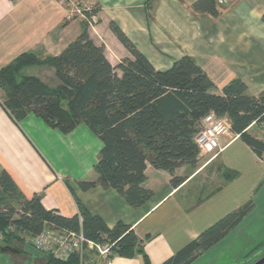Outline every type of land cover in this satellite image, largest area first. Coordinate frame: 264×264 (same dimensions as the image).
<instances>
[{"label":"crops","instance_id":"0c3cea01","mask_svg":"<svg viewBox=\"0 0 264 264\" xmlns=\"http://www.w3.org/2000/svg\"><path fill=\"white\" fill-rule=\"evenodd\" d=\"M86 1L97 9L88 27L89 36L96 46L104 47L113 67L132 59L111 29L115 24L157 71H167L188 56L215 84L217 94L233 79L242 80L251 96L264 92V0H216L220 13L216 18L193 12L199 0ZM85 24V17L60 0H0V72L24 54L41 59L59 56L83 33ZM21 74L40 80L50 89L61 84L51 65L28 66ZM3 97L0 92V175L6 171L27 199L39 196L47 211L65 218L79 216L77 198L109 229L118 222L125 223L144 241V249L155 258V264L169 261L202 233L195 231L177 241L166 236L172 221L189 212L192 216L199 213V204L191 205L193 198L202 197L210 187L208 197L200 199L205 203L215 194L212 187L230 183L220 168L239 172L223 161L218 163L216 173L211 172L220 154L241 141L228 136L221 140L223 150L216 162L205 154L195 169L186 165L176 170V177L181 179L178 187H173L169 172L148 165L143 187L154 196L143 206L132 208L116 190L97 186L83 191L79 187L80 182L98 180L94 167L102 143L87 125L81 124L64 135L33 114L16 122L4 107ZM243 144L255 161L264 165V155L259 158ZM208 172L209 178L204 179L203 173ZM252 193L254 211L264 216V175ZM238 238L228 235L191 264H209L212 257L225 252ZM0 251L5 252L1 247ZM248 252L244 248L238 256ZM236 259L223 264H235ZM135 260L114 256L108 263L96 253L88 256L92 264H141Z\"/></svg>","mask_w":264,"mask_h":264},{"label":"trees","instance_id":"16d2710c","mask_svg":"<svg viewBox=\"0 0 264 264\" xmlns=\"http://www.w3.org/2000/svg\"><path fill=\"white\" fill-rule=\"evenodd\" d=\"M96 10L84 13L83 33L59 56L41 59L24 54L0 72L2 102L16 122L33 114L64 135L85 124L99 138L102 149L94 167L98 180L80 182L83 191L97 186L113 189L132 208H139L154 196L143 187L148 165L169 172L173 187H178L181 179L176 177V170L186 165L195 169L198 165L201 151L195 138L202 129V120L211 113L229 120L232 133L259 158L263 157L264 142L248 130L254 123L264 121V92L251 96L242 80L233 79L217 94L215 84L188 56L167 71H157L115 24L111 29L132 59H124L113 67L104 47L96 46L88 33ZM193 12L213 18L220 14L216 0H199L193 5ZM33 65L55 67L60 86L50 89L34 77L22 76V70ZM221 172L230 181L239 176L238 171L228 168ZM66 185L71 189L68 182ZM7 198L16 201L21 210L0 207L2 249L15 242L32 247L26 243L28 237L39 235L46 226H54L83 231L90 241L114 245V255L142 256L149 264L144 241L130 226L118 222L109 229L101 217L92 215L76 197L79 216L65 218L47 211L39 196L27 199L4 171L0 175V206ZM253 208L250 200L229 213L164 264H191L222 243ZM33 249L41 255L40 260L48 257L46 264H81L77 254L63 262Z\"/></svg>","mask_w":264,"mask_h":264},{"label":"rangeland","instance_id":"374dc122","mask_svg":"<svg viewBox=\"0 0 264 264\" xmlns=\"http://www.w3.org/2000/svg\"><path fill=\"white\" fill-rule=\"evenodd\" d=\"M0 92L4 96V92L2 90H0ZM261 123L262 122H259L251 126L248 133L264 142V132ZM231 136L234 138L235 134H231ZM227 137L228 136H224L223 138L225 139ZM204 155L205 154L202 153L200 154L201 157L198 165L202 164ZM210 155L212 158H215L214 162H216L215 160H217L219 156L214 154ZM222 161L228 166L232 165L234 168H238L240 172L239 176L230 181L227 180V176L225 177L222 175L225 181L227 180L230 183H220L219 187H216L217 189L212 187V189L215 190V194L211 198L207 199L205 203H200V199L205 200L208 197L211 192L210 187L207 191H204L202 197L193 198V203L191 205L196 206L199 204L198 206L201 208L199 213H195L193 214L194 216H192L189 212L182 215V219L179 218L178 220L172 221L171 229L166 234L168 238L172 237L174 241H177L179 238H188L192 232H203L228 215V213L242 208L250 201V198H254V194L252 192L256 189L259 177L264 175V165H260L255 161L250 153V150L241 141H238L228 150L220 154V158L217 164H214L215 168H213L211 172L214 171V173H216L217 168L219 169L220 167L218 165L222 163ZM220 170L222 171L223 169L220 168ZM208 175L209 172L206 175L203 173V178H209ZM167 205H172V202ZM0 207L9 211L13 209L14 211L21 210L19 204L9 198H7L4 205ZM258 215L259 214L256 213L253 208L252 212L245 218V220L229 234L231 238L240 237L235 241V243L229 245L225 252H219L217 256L212 257L209 264H223L229 260L231 261V259L233 262L236 258L235 264H253L262 258L264 256V216ZM191 242L192 241H190L189 244ZM10 246L16 248L21 253H1L0 251V264H46V261L48 260V257H46L43 261L40 260L41 255L39 253H35L34 249L29 245L15 242ZM244 248L246 252H250L247 254L244 253L241 257H239L240 250ZM145 254L149 264H155V258L151 257L146 250ZM136 257L133 258L134 261H136L135 259H138L141 264H146L142 256H139V258Z\"/></svg>","mask_w":264,"mask_h":264},{"label":"built area","instance_id":"2783aa9c","mask_svg":"<svg viewBox=\"0 0 264 264\" xmlns=\"http://www.w3.org/2000/svg\"><path fill=\"white\" fill-rule=\"evenodd\" d=\"M62 3L71 6L74 11L85 17L84 13L93 10V6L86 0H60ZM257 123H254L255 125ZM252 125V126H253ZM264 132V124L261 123ZM202 129L195 138V142L202 154L218 155L223 147L221 140L224 136H231V124L226 118H217L213 113L207 115L201 122ZM251 128V127H250ZM239 137L235 135L234 138ZM233 140V139H232ZM80 223L82 219L80 218ZM3 234L0 232V241H3ZM26 243L32 245L39 252L53 256L55 259L67 262L72 255H79L81 264H92L88 261L89 253H96L101 259L110 262L114 253L112 244H100L88 240L83 231L73 232L66 229H57L54 226H46L37 236L28 237Z\"/></svg>","mask_w":264,"mask_h":264},{"label":"water","instance_id":"95a60500","mask_svg":"<svg viewBox=\"0 0 264 264\" xmlns=\"http://www.w3.org/2000/svg\"><path fill=\"white\" fill-rule=\"evenodd\" d=\"M3 250L5 252H10V253H16V254H20L21 253L19 250H17L14 247H11V246L4 247ZM253 264H264V256L262 258H260L258 261H256L255 263H253Z\"/></svg>","mask_w":264,"mask_h":264},{"label":"clouds","instance_id":"9594fccd","mask_svg":"<svg viewBox=\"0 0 264 264\" xmlns=\"http://www.w3.org/2000/svg\"><path fill=\"white\" fill-rule=\"evenodd\" d=\"M12 247V246H11Z\"/></svg>","mask_w":264,"mask_h":264}]
</instances>
